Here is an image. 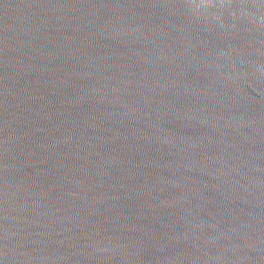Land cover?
<instances>
[{"label": "water", "instance_id": "1", "mask_svg": "<svg viewBox=\"0 0 264 264\" xmlns=\"http://www.w3.org/2000/svg\"><path fill=\"white\" fill-rule=\"evenodd\" d=\"M0 264H264V0H0Z\"/></svg>", "mask_w": 264, "mask_h": 264}]
</instances>
